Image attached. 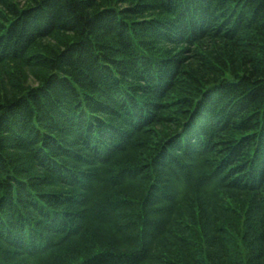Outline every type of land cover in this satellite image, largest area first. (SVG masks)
Instances as JSON below:
<instances>
[{
    "label": "trees",
    "instance_id": "obj_1",
    "mask_svg": "<svg viewBox=\"0 0 264 264\" xmlns=\"http://www.w3.org/2000/svg\"><path fill=\"white\" fill-rule=\"evenodd\" d=\"M0 264H264V0H0Z\"/></svg>",
    "mask_w": 264,
    "mask_h": 264
},
{
    "label": "rangeland",
    "instance_id": "obj_2",
    "mask_svg": "<svg viewBox=\"0 0 264 264\" xmlns=\"http://www.w3.org/2000/svg\"><path fill=\"white\" fill-rule=\"evenodd\" d=\"M223 202L227 207H230V205L232 206V208L234 209L231 212H234L236 215H239L241 212L243 213V211H245V209L247 208V205L244 203V205H237V204H232L230 202V200H228L227 198L223 197ZM229 210V208H228ZM240 212V213H238ZM245 213V212H244ZM243 213V214H244ZM242 214V215H243ZM232 235V234H231ZM230 234L228 235L229 240H232V238L234 239V235L231 236ZM238 246V245H237Z\"/></svg>",
    "mask_w": 264,
    "mask_h": 264
}]
</instances>
